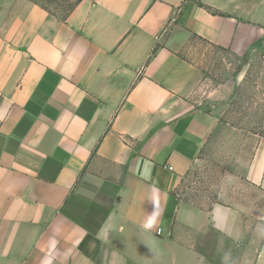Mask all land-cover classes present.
I'll return each instance as SVG.
<instances>
[{"label": "crops", "instance_id": "obj_1", "mask_svg": "<svg viewBox=\"0 0 264 264\" xmlns=\"http://www.w3.org/2000/svg\"><path fill=\"white\" fill-rule=\"evenodd\" d=\"M245 4L80 0L64 20L31 5L10 24L0 35V264H224L240 215L177 193L209 125L192 103L198 70L160 39L177 28L229 48L245 40ZM246 178L264 183V146Z\"/></svg>", "mask_w": 264, "mask_h": 264}, {"label": "rangeland", "instance_id": "obj_2", "mask_svg": "<svg viewBox=\"0 0 264 264\" xmlns=\"http://www.w3.org/2000/svg\"><path fill=\"white\" fill-rule=\"evenodd\" d=\"M73 1L0 0V35L31 5L61 20ZM245 1L248 28L241 43L221 48L177 28L160 39L198 70L192 103L209 125L177 193L187 203L207 207L220 202L240 215L241 236H232L223 247L224 264H254L264 244V183L246 178L264 146V0ZM256 20L257 27H250Z\"/></svg>", "mask_w": 264, "mask_h": 264}, {"label": "trees", "instance_id": "obj_3", "mask_svg": "<svg viewBox=\"0 0 264 264\" xmlns=\"http://www.w3.org/2000/svg\"><path fill=\"white\" fill-rule=\"evenodd\" d=\"M80 0H74L71 4H69L66 8V12L63 14L62 16V19L61 20H64L66 18V16L75 8V6L78 4ZM202 5V4H200ZM43 8V7H42ZM207 9H210L209 7H206ZM44 9V8H43ZM211 12L213 14H218V15H223L222 13L220 12H217V11H214V10H211ZM157 45L153 48L152 50V53H154L155 49H156Z\"/></svg>", "mask_w": 264, "mask_h": 264}, {"label": "clouds", "instance_id": "obj_4", "mask_svg": "<svg viewBox=\"0 0 264 264\" xmlns=\"http://www.w3.org/2000/svg\"><path fill=\"white\" fill-rule=\"evenodd\" d=\"M158 213L153 211L150 215V218L147 220V223L145 224V228H151L154 227L158 218ZM45 264H52L51 259L47 260Z\"/></svg>", "mask_w": 264, "mask_h": 264}, {"label": "built area", "instance_id": "obj_5", "mask_svg": "<svg viewBox=\"0 0 264 264\" xmlns=\"http://www.w3.org/2000/svg\"><path fill=\"white\" fill-rule=\"evenodd\" d=\"M156 233H157V234H160V233H161V230H160V229H157V230H156Z\"/></svg>", "mask_w": 264, "mask_h": 264}]
</instances>
